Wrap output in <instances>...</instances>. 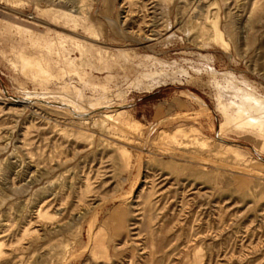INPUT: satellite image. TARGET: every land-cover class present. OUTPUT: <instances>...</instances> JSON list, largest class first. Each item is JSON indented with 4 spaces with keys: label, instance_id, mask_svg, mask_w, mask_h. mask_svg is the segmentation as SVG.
I'll return each instance as SVG.
<instances>
[{
    "label": "rangeland",
    "instance_id": "374dc122",
    "mask_svg": "<svg viewBox=\"0 0 264 264\" xmlns=\"http://www.w3.org/2000/svg\"><path fill=\"white\" fill-rule=\"evenodd\" d=\"M237 108L264 125V0H0V264H264Z\"/></svg>",
    "mask_w": 264,
    "mask_h": 264
},
{
    "label": "bare ground",
    "instance_id": "6f19581e",
    "mask_svg": "<svg viewBox=\"0 0 264 264\" xmlns=\"http://www.w3.org/2000/svg\"><path fill=\"white\" fill-rule=\"evenodd\" d=\"M22 61L25 63L24 65H26L27 63L30 62L29 59H25V58H22L21 60V63ZM34 64V63H33ZM23 65V66H24ZM40 75V74H39ZM234 105V104H233ZM235 106V105H234ZM244 114L242 112L241 109L237 108L235 110H225L224 111V124L225 125H230L232 124L233 122H235L237 125L236 127L237 128H242V129H245L243 127H247L249 126V128H259L260 130H264V125H262L261 123L259 122H254V121H240V117H242ZM264 124V123H263ZM256 128V129H257ZM259 131V130H258Z\"/></svg>",
    "mask_w": 264,
    "mask_h": 264
}]
</instances>
